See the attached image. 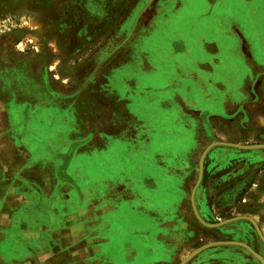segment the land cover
Masks as SVG:
<instances>
[{
    "label": "rangeland",
    "instance_id": "rangeland-1",
    "mask_svg": "<svg viewBox=\"0 0 264 264\" xmlns=\"http://www.w3.org/2000/svg\"><path fill=\"white\" fill-rule=\"evenodd\" d=\"M197 16L0 0V264H264V27Z\"/></svg>",
    "mask_w": 264,
    "mask_h": 264
},
{
    "label": "crops",
    "instance_id": "crops-1",
    "mask_svg": "<svg viewBox=\"0 0 264 264\" xmlns=\"http://www.w3.org/2000/svg\"><path fill=\"white\" fill-rule=\"evenodd\" d=\"M180 3V7L186 11H198V18L206 16L205 22H208V29H201L203 21L194 22L196 25V47L195 55L186 53L190 60L189 66H197L198 60L204 59L207 52V47L210 54L215 57L220 51H227L232 55L236 51L235 44L238 41V36L244 39L242 32L233 31L234 25L232 22H261L259 26L264 27V0H176ZM207 12V13H206ZM231 22L232 24H228ZM256 26V24H255ZM238 35V36H237ZM175 40L172 39L171 42ZM190 52V50L188 51ZM221 65V63H219ZM218 65V66H219ZM185 68V66H184ZM184 68L180 69L178 65L173 67L178 74ZM180 70V71H179ZM217 69L207 72V78L219 81Z\"/></svg>",
    "mask_w": 264,
    "mask_h": 264
},
{
    "label": "water",
    "instance_id": "water-1",
    "mask_svg": "<svg viewBox=\"0 0 264 264\" xmlns=\"http://www.w3.org/2000/svg\"><path fill=\"white\" fill-rule=\"evenodd\" d=\"M197 216V215H196Z\"/></svg>",
    "mask_w": 264,
    "mask_h": 264
}]
</instances>
